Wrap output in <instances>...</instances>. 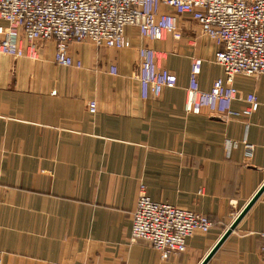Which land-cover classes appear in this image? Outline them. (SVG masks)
I'll return each instance as SVG.
<instances>
[{"label": "crops", "instance_id": "1", "mask_svg": "<svg viewBox=\"0 0 264 264\" xmlns=\"http://www.w3.org/2000/svg\"><path fill=\"white\" fill-rule=\"evenodd\" d=\"M126 35L130 48L71 43L80 68L57 64L52 41H37L34 57H0L2 264H199L262 187L264 74L234 77L241 97L258 99L249 117L187 113L193 56L205 59L202 89L224 77L210 62L214 43L209 56L200 34L148 41L127 27ZM142 44L177 75L176 87L156 98L140 94ZM89 100L96 102L94 113ZM244 137L254 145L253 156L245 161L239 144L226 157L225 140ZM141 185L154 201L206 215L211 228L195 231L183 252L167 257L147 241H130ZM261 232L264 189L206 264H262Z\"/></svg>", "mask_w": 264, "mask_h": 264}, {"label": "built area", "instance_id": "2", "mask_svg": "<svg viewBox=\"0 0 264 264\" xmlns=\"http://www.w3.org/2000/svg\"><path fill=\"white\" fill-rule=\"evenodd\" d=\"M127 27L148 41L201 34L214 43L216 51L210 62L223 68L224 77H216L209 89H202L199 77L205 60L193 56L184 104L187 113L207 110L220 117L247 118L258 109L256 95L241 97L233 81L237 75L264 74V0H0V57H34L37 41H52L57 64L80 68L82 61L69 53L71 43L90 41L96 46L130 48ZM137 53L136 77L143 99L176 87L177 75L160 64L157 50L142 44ZM110 73H117L115 66ZM238 99L246 105L235 109L232 104ZM87 107L94 113L95 100H89ZM239 144L245 161L249 160L254 145L245 137L241 142L225 140L226 157ZM131 215L130 241H147L162 257L183 252L190 235L207 233L212 225L206 215L152 200L144 185ZM260 236L264 264V232Z\"/></svg>", "mask_w": 264, "mask_h": 264}, {"label": "water", "instance_id": "3", "mask_svg": "<svg viewBox=\"0 0 264 264\" xmlns=\"http://www.w3.org/2000/svg\"><path fill=\"white\" fill-rule=\"evenodd\" d=\"M263 189H264V183H263L262 187L255 193V195L252 197V199L248 202V204L244 207V209L235 218V220L231 223V225L225 230L223 235L219 238V240L216 242V244L213 246V248L207 253V255L204 257V259L199 264H206L208 262V260L216 252V250L221 246V244L224 242V240L227 238V236L236 227L238 222L245 215V213L248 211V209L251 207V205L254 203V201L257 199V197L260 195V193L262 192Z\"/></svg>", "mask_w": 264, "mask_h": 264}, {"label": "rangeland", "instance_id": "4", "mask_svg": "<svg viewBox=\"0 0 264 264\" xmlns=\"http://www.w3.org/2000/svg\"><path fill=\"white\" fill-rule=\"evenodd\" d=\"M201 35V34H200ZM139 36V35H138ZM140 37V36H139ZM206 37V36H205ZM141 39V37H140ZM192 39V38H191ZM172 40H175L172 38ZM201 44H202V47H203V52L206 54V55H209L211 56V53L212 50L210 51V49H213V42L211 40H209L208 38H203L202 41H201ZM203 54V53H202ZM206 58H209V57H206ZM211 58V57H210ZM205 60V59H204Z\"/></svg>", "mask_w": 264, "mask_h": 264}]
</instances>
